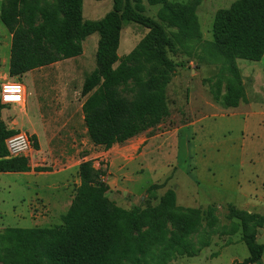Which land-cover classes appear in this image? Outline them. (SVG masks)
Instances as JSON below:
<instances>
[{"label": "trees", "instance_id": "trees-1", "mask_svg": "<svg viewBox=\"0 0 264 264\" xmlns=\"http://www.w3.org/2000/svg\"><path fill=\"white\" fill-rule=\"evenodd\" d=\"M146 4L158 9L156 19L146 14ZM83 5L84 0H7L0 21L12 37L11 78L79 58L84 42L99 36L97 68L81 94L86 98L84 125L94 146L110 150L124 145L169 118L167 89L177 69L184 67L173 56L209 57L220 63L210 87L214 101L224 109L248 103L237 61L260 62L264 57V0H238L218 11L213 42L203 40L196 3L114 0L113 10L99 21H85ZM129 24L148 34L120 58L121 33ZM5 109L0 101V174L29 173L28 159H8L6 141L19 131L8 129L2 119ZM31 139L39 150L37 137ZM78 174L80 185L63 225L0 231V264H170L195 258L211 246L218 227L212 210L204 214L179 208L173 191L156 207L125 210L107 197L104 171L86 161ZM229 218L228 233L240 232L249 252L241 264H260L264 245L257 237L264 220L233 207Z\"/></svg>", "mask_w": 264, "mask_h": 264}, {"label": "rangeland", "instance_id": "rangeland-1", "mask_svg": "<svg viewBox=\"0 0 264 264\" xmlns=\"http://www.w3.org/2000/svg\"><path fill=\"white\" fill-rule=\"evenodd\" d=\"M6 1L0 0V13ZM172 1L197 4L203 40L213 42L217 12L238 0ZM113 4L114 0H84V20H102ZM146 6V14L156 19L158 9ZM147 34L139 25H125L119 57L129 55ZM11 40L0 21V93L4 84L20 82L29 101L26 107H7L2 119L25 125L23 133L29 136L33 133L27 129L39 133V151L30 159L33 171L58 170L63 152L73 156L78 150L80 158L89 156L92 167L106 173L110 186L107 197L120 208L156 207L168 191H173L179 208L198 209L204 214L212 210L218 227L211 246L195 258H179L170 264H241L249 256L242 234L228 233L232 226L229 215L233 207L264 220V57L260 62L237 61L248 103L224 109L210 93L221 64L209 57L193 60L173 56L184 67L177 69L167 89L169 118L124 145L104 150L82 133L85 125L81 119L86 100L82 89L97 68L99 36L92 35L84 42L81 57L36 70L22 79L9 76ZM73 122L78 127L76 141L71 137ZM76 161L71 160L72 176L65 187L63 175L0 177V231L62 226L71 196L80 185ZM60 200L63 205L56 204ZM257 241L264 245V226ZM260 264H264V257Z\"/></svg>", "mask_w": 264, "mask_h": 264}, {"label": "built area", "instance_id": "built-area-1", "mask_svg": "<svg viewBox=\"0 0 264 264\" xmlns=\"http://www.w3.org/2000/svg\"><path fill=\"white\" fill-rule=\"evenodd\" d=\"M9 89H18V91H9ZM7 97H13V99H7ZM25 99L26 89L20 82H8L1 87L0 101L4 106H23ZM6 149L8 159L29 158L35 151L31 137L21 131L6 141Z\"/></svg>", "mask_w": 264, "mask_h": 264}, {"label": "crops", "instance_id": "crops-1", "mask_svg": "<svg viewBox=\"0 0 264 264\" xmlns=\"http://www.w3.org/2000/svg\"><path fill=\"white\" fill-rule=\"evenodd\" d=\"M12 41V40H11ZM34 72V71H33ZM33 72H30V73H33ZM29 74V73H28ZM27 75V74H26ZM22 84V83H21ZM23 85V84H22ZM24 87H25V85H23ZM25 89H26V87H25ZM30 96H32V94H30ZM26 97H27V91H26ZM26 101H27V103H28V101H29V99H28V97L25 99V104L22 106V107H26ZM83 106V105H82ZM82 106H81V109H82ZM11 107H14V106H11ZM19 107V106H18ZM27 108H28V106H27ZM27 108H25V109H23V111L24 112H27ZM5 112H6V110H5ZM4 112V113H5ZM4 113H3V117H4ZM83 114V113H82ZM81 119L83 120V125H84V116L83 115H81ZM4 122H6L5 120H3ZM82 122V121H81ZM6 125H7V127H8V129L9 130H14V131H21V132H23V130H25V125H21L19 122H17V121H15V120H13V121H11V123L9 124V123H7L6 122ZM71 126H73L74 127V131H73V133L71 134V137L76 141V135H75V132L77 133L78 132V127H76V122H73L72 124H71ZM76 127V128H75ZM27 132H32L33 133V136H37V139L39 140V142H40V138H39V133L37 132V131H33V130H30L29 131V129H27ZM82 133H84V134H87V130H86V128L83 130V132ZM29 136V135H28ZM29 137H31V136H29ZM77 138H78V136H77ZM77 147V146H76ZM38 151L39 150H35L34 151V153H33V155L31 156V157H29V158H26V159H28L29 160V163H30V159H32V157H34V155L36 154V153H38ZM79 151L77 150L76 152H75V154H73V156H69V154L68 153H66V152H63V156H62V162H61V165H59V169L58 170H55L54 168H53V170H47V171H44V170H39V171H41V172H38V171H33V170H31V172H29V173H21V174H27L28 176L29 175H48V176H51V175H63L64 176V182H63V185L62 186H68V180H67V178H68V176L69 175H71L72 176V169H71V167H72V164H71V160L72 159H74V160H77L75 163L77 164V165H81L83 162H86V161H89V156H85V157H83V158H80L79 157ZM31 167V166H30ZM32 169V168H31ZM78 170H79V167L77 168ZM77 172V171H76ZM9 175H11V174H9V173H4V174H0V177H3V176H9ZM75 184H78L79 185V181H77V183H75ZM72 198V200H73V198H74V196H71ZM40 199V201H41V199L43 200H45V198H42V197H39V196H37V199ZM48 201H49V203L51 204V200H49V199H47ZM57 205H63L64 204V201L63 200H60L58 203H56ZM70 204H72V201H71V203ZM53 205V204H52Z\"/></svg>", "mask_w": 264, "mask_h": 264}, {"label": "clouds", "instance_id": "clouds-1", "mask_svg": "<svg viewBox=\"0 0 264 264\" xmlns=\"http://www.w3.org/2000/svg\"><path fill=\"white\" fill-rule=\"evenodd\" d=\"M9 91H18V89H9ZM15 98L18 99V97ZM7 99H13V97H7Z\"/></svg>", "mask_w": 264, "mask_h": 264}]
</instances>
